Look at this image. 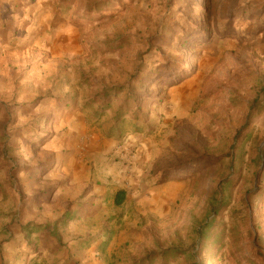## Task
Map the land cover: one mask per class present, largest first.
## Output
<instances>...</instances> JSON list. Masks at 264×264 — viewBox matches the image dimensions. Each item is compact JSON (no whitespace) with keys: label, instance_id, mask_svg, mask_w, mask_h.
Returning <instances> with one entry per match:
<instances>
[{"label":"rangeland","instance_id":"obj_1","mask_svg":"<svg viewBox=\"0 0 264 264\" xmlns=\"http://www.w3.org/2000/svg\"><path fill=\"white\" fill-rule=\"evenodd\" d=\"M253 103L263 109L248 139L235 140ZM84 121L87 144L97 136L108 151L90 170L102 188L98 215L81 227L96 264L148 255L158 264L167 249L183 252L168 264H264L252 258L264 252V0H0V264L56 255L37 235L26 243L19 224L25 213L59 211L48 199L56 176L46 175L54 146H38ZM8 144L20 147L17 164L3 158ZM42 188L47 200H28ZM115 188L126 193L121 207ZM215 208L221 248L192 255ZM108 233L113 244L101 253Z\"/></svg>","mask_w":264,"mask_h":264},{"label":"crops","instance_id":"obj_2","mask_svg":"<svg viewBox=\"0 0 264 264\" xmlns=\"http://www.w3.org/2000/svg\"><path fill=\"white\" fill-rule=\"evenodd\" d=\"M61 124H59L60 126ZM64 125V128H58V131L53 132L51 135L39 144L38 147H43V144H50L54 146L52 153V163L50 164V169L47 171L46 175L50 177L56 176L54 178L53 187H50V196L48 199L51 201L52 206H56L59 211H56L54 215L43 214L40 218L34 216L29 218L28 215H23L24 224H32L35 226H46L52 225L58 219H60L65 213L69 212L71 221H69L64 227L58 229V234L60 236V241H53L56 246V251L52 252V247H46L43 249H49L51 254L54 256L51 264H96L98 258L90 255L89 258V241L88 236H84L85 231L81 227L87 223L89 219H93L98 214L92 211V208L96 205L98 201V195L101 194L100 187L97 186V180L94 178L93 172H91V165L97 166L99 161L103 160V156L107 153L103 147V138H98L97 136L91 137V144H87V133H86V123L83 124L78 122L69 123V125ZM77 127V128H74ZM86 133V134H85ZM41 136L39 135V138ZM38 138V139H39ZM37 139V140H38ZM108 138L107 140H110ZM35 140V141H37ZM96 169V168H95ZM37 176V174L34 173ZM90 185V186H88ZM47 189L39 190L37 194L28 198L37 203V201H45L44 195ZM120 188L114 189V196ZM124 191V190H123ZM125 192V191H124ZM126 197V193H125ZM44 198V199H43ZM89 202V203H88ZM87 203V204H86ZM114 205V203H113ZM115 206V205H114ZM71 232L72 235L70 239L66 240L65 237ZM105 232V231H103ZM113 237L109 242L108 246L104 251H99L101 253L108 252L110 246L113 244ZM102 241L97 242L99 245ZM96 244L95 241L91 242ZM70 246H74L76 253L69 255L67 249ZM78 250V251H77ZM97 255V253H95ZM100 254V253H98ZM42 257L39 256L37 263L43 261ZM49 263V264H50Z\"/></svg>","mask_w":264,"mask_h":264},{"label":"trees","instance_id":"obj_3","mask_svg":"<svg viewBox=\"0 0 264 264\" xmlns=\"http://www.w3.org/2000/svg\"><path fill=\"white\" fill-rule=\"evenodd\" d=\"M70 1V0H69ZM65 4H68V0H64ZM92 11H99L98 6L94 7L92 9ZM114 89H111L109 92L105 91L103 94V104L101 106L102 110H106L109 108L110 106V97L115 94L114 93ZM129 99L125 100L123 102V106H121L122 108H124V111H121L122 109L119 110V112H116L115 116L117 118H121L122 116L125 115V113L128 112V107H129ZM263 108L259 107L258 104L253 103L249 109H248V113L245 119V122L243 124V126L241 127V129L239 130V132L237 133V136L235 137L236 139H239L240 141L244 140V139H248L247 136V130L249 128V126L252 124L255 115ZM94 117L97 116V114H93ZM116 118V119H117ZM117 134L115 135L116 138H119V133L116 132ZM40 133L35 131L34 133L30 134V136H28L29 139L35 141L39 138ZM114 134H108V138L113 137ZM32 141V142H33ZM233 150H236V142H234L233 146H232ZM17 153H20V147L17 146H12L8 144V148L6 149L4 146L2 148V155L4 160L6 161L7 159H11V163L16 162L17 164V160H15V157L17 155ZM213 163L218 164L220 162L219 158H214ZM256 161H259V163H263V168L260 172V174L258 175V179H261L264 176V147L262 149V152L260 154L257 155ZM7 162V161H6ZM13 168L15 171H18L17 167L15 165H13ZM233 185V181L231 180V178L229 177L228 179L224 180L223 182V188L222 191L225 189L230 188ZM15 188L13 186H11L9 188V190H14ZM256 198H258V195L254 196ZM125 192L123 190L118 191L116 193V195L114 196L113 199V203L116 207H121L124 202H125ZM217 205H221L220 203H218ZM220 212V208H215V210L212 211L211 213V217L205 221L204 225L202 226V228H200L197 232H198V239H199V243L197 244V246H194V248L192 249V255L193 254H199L202 251L207 252L208 254L211 255H215V249L218 247L221 248V244H222V238L224 237V232L220 233V234H213L214 229H215V222L214 219L216 217V214ZM71 217L69 212L65 213L60 219H58L55 223H53L52 225H46L44 227L42 226H35L32 224H24V225H20L19 229H20V233L23 234V236L25 237V242L28 243L30 241L31 236L33 235H37L36 241H42L43 242V248L48 247V244L52 241H60V236L58 234V229L61 227H64L69 221H71ZM112 234L108 233L106 235V238H104V240L98 245L97 249L99 251H104V249H106V247L108 246L109 242L112 239ZM210 237H215V242H211L210 241ZM204 244L207 245H211L212 249L208 250L206 248V246ZM30 248V246L28 247ZM186 252V251H185ZM35 252L33 251L32 254H34ZM183 252L181 251H177L174 249H167L164 250L163 252H161L159 254V258L160 261L158 264H168L169 262L173 261L176 257H178L180 254H182ZM252 258L254 259H260L264 261V252L260 249L255 250V257L253 256ZM157 259V256H152V255H148L147 257L137 261V262H133L132 264H154L155 260ZM33 261V260H32ZM246 262L248 264H253L252 260L247 259ZM33 264H35V261L33 262Z\"/></svg>","mask_w":264,"mask_h":264}]
</instances>
